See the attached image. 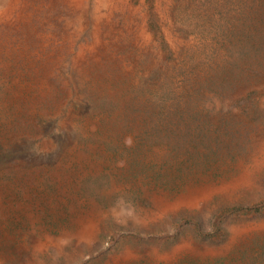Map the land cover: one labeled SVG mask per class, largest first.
<instances>
[{
	"label": "rangeland",
	"instance_id": "374dc122",
	"mask_svg": "<svg viewBox=\"0 0 264 264\" xmlns=\"http://www.w3.org/2000/svg\"><path fill=\"white\" fill-rule=\"evenodd\" d=\"M0 264H264V0H0Z\"/></svg>",
	"mask_w": 264,
	"mask_h": 264
}]
</instances>
